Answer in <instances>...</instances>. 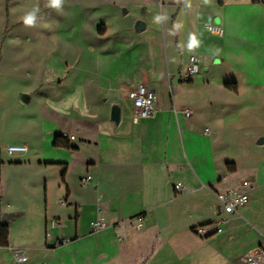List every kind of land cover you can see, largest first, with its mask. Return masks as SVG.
Segmentation results:
<instances>
[{"label": "crops", "instance_id": "0c3cea01", "mask_svg": "<svg viewBox=\"0 0 264 264\" xmlns=\"http://www.w3.org/2000/svg\"><path fill=\"white\" fill-rule=\"evenodd\" d=\"M187 6L172 15L177 28L174 71L165 66L160 41L162 76L150 69L153 64L134 84L126 82L127 98L110 103L120 107L118 124L108 106L101 119L88 117L59 129L55 136H73L69 142L76 149L54 147L62 156L58 159L35 161L26 142L11 143L28 151L15 153L20 156L8 163L57 165L63 167L58 170L64 169L65 180L61 178L56 207L47 182L32 181L28 183H35L40 195L29 194L11 201L8 209L0 208V225L5 224L4 213L16 214L6 223L8 246L0 244V264H246L245 255L264 246V158L243 169L231 156L232 143L221 124L229 123L235 111L218 98L221 91L239 99L244 90L251 99L264 98V0H218L209 11L200 7L193 16L197 27L180 31ZM139 20L146 22L144 30L151 24L149 18ZM199 24H218L223 33L200 35ZM192 55L200 60L201 71L185 81L181 75ZM220 62L222 80L204 84ZM164 78L177 82L163 86ZM140 83L155 92V112L135 121L129 92ZM260 138L261 133L254 137L250 150L264 146L258 144ZM66 156L79 167L76 183L68 178ZM5 163L1 160L2 168ZM178 182L189 189L187 194L175 190ZM232 188L247 193L249 201L238 213L225 214L216 193ZM8 190L7 184L1 186L0 198ZM137 216L144 218L140 229L132 225ZM221 217L226 221L219 224ZM18 218L22 222L14 224ZM97 220L105 224L98 231ZM183 220L190 223L180 233ZM202 226L206 232L200 237L194 230ZM109 232L121 235L120 241L110 242ZM17 251L27 260L18 262Z\"/></svg>", "mask_w": 264, "mask_h": 264}, {"label": "rangeland", "instance_id": "374dc122", "mask_svg": "<svg viewBox=\"0 0 264 264\" xmlns=\"http://www.w3.org/2000/svg\"><path fill=\"white\" fill-rule=\"evenodd\" d=\"M215 4L218 0H63L54 8L50 0H0V196L1 186H9L8 194L0 198V208L8 209L11 201L26 195L41 194L35 183L28 182H47L55 207L62 191L64 169H58L63 167L8 163L20 156L7 152L11 143L26 142L35 161L62 157L53 146L59 129L76 126L88 117L101 119L113 99L127 98L126 82L134 84L147 66L154 64L150 69L158 78L162 76L160 41L165 66L174 71L177 28L172 25V15L188 5L178 28L192 29L198 25L193 16L197 17L200 7L209 11ZM29 13L35 14L32 26L23 23ZM146 18L150 26L136 32V21ZM206 25L199 24L200 35L214 34ZM216 64L213 76L204 84L216 85L222 80V63ZM176 82L164 78L162 85ZM23 95L30 96L29 103ZM218 98L221 105L230 103L235 111L229 123L221 124L232 143L231 156L243 169L259 163L264 146L250 150L249 145L257 134L264 135V98L251 99L247 90L239 99L221 91ZM66 157L71 165L68 178L76 183L79 167L73 157ZM1 160L6 161L4 168ZM22 220L18 218L14 224ZM189 223L183 220L179 232ZM106 235L110 242L120 241L119 234Z\"/></svg>", "mask_w": 264, "mask_h": 264}, {"label": "built area", "instance_id": "2783aa9c", "mask_svg": "<svg viewBox=\"0 0 264 264\" xmlns=\"http://www.w3.org/2000/svg\"><path fill=\"white\" fill-rule=\"evenodd\" d=\"M207 29L214 34H222L223 29L218 24L207 25ZM201 71V62L196 56H190L187 61L186 69L181 75V78L185 81L191 80L195 75L200 73ZM129 97L132 100L135 113L134 120L140 121L145 120L154 115L155 112V100L156 95L155 92L146 84L140 83L135 86L129 92ZM184 113L189 116L191 114L190 110H184ZM70 141L74 140V137L71 136L69 138ZM28 151L27 146L23 145H10L7 147V152L9 154L15 153H25ZM90 178H86L85 181H89ZM175 190L181 194H187L189 189L184 186L181 182H178L174 185ZM217 199L221 206V211L225 214H235L238 213L241 208L246 206L249 201V196L247 193L243 192L238 188H232L225 192L216 193ZM226 218L221 217L217 222L224 223ZM104 222L102 220H97L94 223L95 230H101L104 228ZM132 225L136 229H140L144 225V218L142 216H137L132 219ZM197 233L203 236L206 232V227H198ZM220 231V229L218 230ZM15 258L18 262H24L27 260V257L21 254V252L17 251L15 253ZM246 264H264V246L257 248L254 251L249 252L245 255Z\"/></svg>", "mask_w": 264, "mask_h": 264}, {"label": "water", "instance_id": "95a60500", "mask_svg": "<svg viewBox=\"0 0 264 264\" xmlns=\"http://www.w3.org/2000/svg\"><path fill=\"white\" fill-rule=\"evenodd\" d=\"M123 13L127 12V9L123 8L122 9ZM146 28V22L143 20H137L135 23V30L136 32H141ZM23 100L26 103L30 102V96L28 95H23ZM111 120L115 123L118 124L120 121V107L118 105H113L111 108V114H110ZM258 144H264V138H260L258 140ZM16 214L13 213H4L2 215V222L3 223H8L11 219L15 217Z\"/></svg>", "mask_w": 264, "mask_h": 264}, {"label": "trees", "instance_id": "16d2710c", "mask_svg": "<svg viewBox=\"0 0 264 264\" xmlns=\"http://www.w3.org/2000/svg\"><path fill=\"white\" fill-rule=\"evenodd\" d=\"M223 2L224 0H219L220 4H223ZM227 87L229 88L231 87V85L228 84ZM53 146L56 148H65V149H70V150L76 149L70 144L69 139L63 135H57L55 137ZM230 167H231L230 164H228V168ZM62 179L63 181L65 180V171L62 173ZM0 244L2 246H8V226L6 224L0 225Z\"/></svg>", "mask_w": 264, "mask_h": 264}, {"label": "clouds", "instance_id": "9594fccd", "mask_svg": "<svg viewBox=\"0 0 264 264\" xmlns=\"http://www.w3.org/2000/svg\"><path fill=\"white\" fill-rule=\"evenodd\" d=\"M62 3H63V0H50V6L54 8H59L62 5ZM34 20H35L34 13H29L25 17H23V23L26 26H32L34 24Z\"/></svg>", "mask_w": 264, "mask_h": 264}]
</instances>
